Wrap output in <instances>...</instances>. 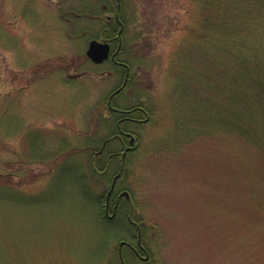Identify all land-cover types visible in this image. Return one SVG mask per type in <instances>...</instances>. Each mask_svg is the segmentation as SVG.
Segmentation results:
<instances>
[{
	"label": "rangeland",
	"instance_id": "obj_1",
	"mask_svg": "<svg viewBox=\"0 0 264 264\" xmlns=\"http://www.w3.org/2000/svg\"><path fill=\"white\" fill-rule=\"evenodd\" d=\"M104 4L0 0V264H120V243L137 244L130 206L109 221L110 184L92 174L116 133L107 102L124 79L86 54L104 35L106 13L93 18ZM204 4L123 0L131 72L117 102L149 121L127 126L137 139L120 190L151 264H264V107L250 110L261 124L252 140L225 123L243 119L245 102ZM252 38L249 57L264 61V26Z\"/></svg>",
	"mask_w": 264,
	"mask_h": 264
},
{
	"label": "flooded vegetation",
	"instance_id": "obj_2",
	"mask_svg": "<svg viewBox=\"0 0 264 264\" xmlns=\"http://www.w3.org/2000/svg\"><path fill=\"white\" fill-rule=\"evenodd\" d=\"M106 4L100 8L98 16H94L98 21H103L102 15L106 13L105 20L103 22L110 25L109 32H105L101 35L100 41L109 43L111 46L110 59L115 66L121 71L124 70V79L120 86L112 92L107 102V109L109 112L116 116V133L112 137H108L105 140L104 146L100 149V152L96 153V160L104 162L102 168H93L92 174L95 176V181L100 180V184H110L109 190L106 193L105 198V215L109 221L116 220L121 209L128 205V223L130 230L136 234L137 244L133 245L127 241H122L119 246V261L120 264H128V257L136 264H151L153 259L152 251L147 248L146 238L147 232L144 225L138 220L135 212V202L132 195L124 190H120L128 173V155L135 149V134L128 129L129 125H140L149 121V112L142 106L137 105L131 108L120 106L117 102V98L128 88L130 82L131 69L129 65L124 62L120 57L124 55L122 52L124 43V22L121 19V9L123 6V0H105ZM114 8V15H112V9ZM118 26L119 30H118ZM123 54H122V53ZM111 143L120 147V152L115 150L109 151L106 157L101 154L104 149ZM115 152V153H114ZM115 162L113 168L111 164ZM99 178V179H98ZM90 180V179H89Z\"/></svg>",
	"mask_w": 264,
	"mask_h": 264
},
{
	"label": "trees",
	"instance_id": "obj_3",
	"mask_svg": "<svg viewBox=\"0 0 264 264\" xmlns=\"http://www.w3.org/2000/svg\"><path fill=\"white\" fill-rule=\"evenodd\" d=\"M202 2L205 3L206 19L210 18L209 23L220 28V38L228 42L229 46L221 50L222 56L219 61L225 67L224 71L229 72L228 75L233 74L237 77L239 81L237 90L245 102L242 110L240 109L244 117L239 121L233 113L227 120L221 115L219 107L216 109L214 104L212 111L222 122L227 120L225 123L232 131L242 136L247 133L248 140H252L257 136V128H260L261 124L253 117L250 110L255 104L264 107V61L253 60L251 56L249 57L246 48L250 42H253L252 37L259 31V27L264 26V0H202ZM125 16L123 5L119 16L125 25L123 34L127 31ZM102 26L104 33L109 32L110 25L104 22ZM100 38L101 36L98 37ZM123 38L122 52L126 54L128 47L126 38L124 36ZM230 51L233 56H230ZM246 101H249V104ZM256 141H264V137H258Z\"/></svg>",
	"mask_w": 264,
	"mask_h": 264
},
{
	"label": "water",
	"instance_id": "obj_4",
	"mask_svg": "<svg viewBox=\"0 0 264 264\" xmlns=\"http://www.w3.org/2000/svg\"><path fill=\"white\" fill-rule=\"evenodd\" d=\"M110 47L109 43L92 40L87 48V55L96 64L104 63L110 57Z\"/></svg>",
	"mask_w": 264,
	"mask_h": 264
}]
</instances>
